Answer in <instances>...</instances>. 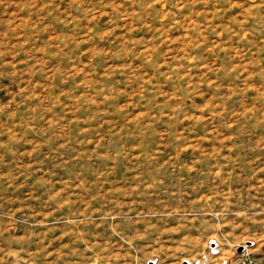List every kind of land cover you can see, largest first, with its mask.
Instances as JSON below:
<instances>
[{
  "label": "rangeland",
  "instance_id": "rangeland-1",
  "mask_svg": "<svg viewBox=\"0 0 264 264\" xmlns=\"http://www.w3.org/2000/svg\"><path fill=\"white\" fill-rule=\"evenodd\" d=\"M248 262L264 0H0V264Z\"/></svg>",
  "mask_w": 264,
  "mask_h": 264
},
{
  "label": "built area",
  "instance_id": "built-area-1",
  "mask_svg": "<svg viewBox=\"0 0 264 264\" xmlns=\"http://www.w3.org/2000/svg\"><path fill=\"white\" fill-rule=\"evenodd\" d=\"M243 255H246V254L244 253ZM247 264H251V263L248 262Z\"/></svg>",
  "mask_w": 264,
  "mask_h": 264
},
{
  "label": "water",
  "instance_id": "water-1",
  "mask_svg": "<svg viewBox=\"0 0 264 264\" xmlns=\"http://www.w3.org/2000/svg\"><path fill=\"white\" fill-rule=\"evenodd\" d=\"M186 264V263H185Z\"/></svg>",
  "mask_w": 264,
  "mask_h": 264
}]
</instances>
